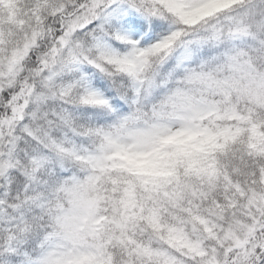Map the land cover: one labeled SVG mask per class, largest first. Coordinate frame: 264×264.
Wrapping results in <instances>:
<instances>
[{
    "label": "snow or ice",
    "instance_id": "1",
    "mask_svg": "<svg viewBox=\"0 0 264 264\" xmlns=\"http://www.w3.org/2000/svg\"><path fill=\"white\" fill-rule=\"evenodd\" d=\"M0 264H264V0H0Z\"/></svg>",
    "mask_w": 264,
    "mask_h": 264
}]
</instances>
